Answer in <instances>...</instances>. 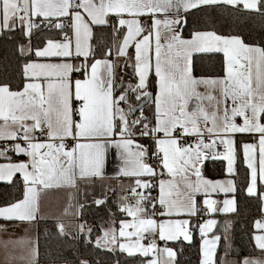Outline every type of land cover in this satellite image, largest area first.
I'll return each mask as SVG.
<instances>
[{"label": "snow or ice", "instance_id": "snow-or-ice-1", "mask_svg": "<svg viewBox=\"0 0 264 264\" xmlns=\"http://www.w3.org/2000/svg\"><path fill=\"white\" fill-rule=\"evenodd\" d=\"M240 12L264 21V0H0L16 60L0 75V182L21 192L0 220L27 232L66 190L51 217L60 264H93L79 245L177 264L170 243L198 247V264H264L229 259L232 221L220 233L214 218L238 214V192L257 201L249 244L264 256V36L223 31ZM204 62L214 71L197 74ZM9 245V264H39L38 238Z\"/></svg>", "mask_w": 264, "mask_h": 264}, {"label": "trees", "instance_id": "trees-1", "mask_svg": "<svg viewBox=\"0 0 264 264\" xmlns=\"http://www.w3.org/2000/svg\"><path fill=\"white\" fill-rule=\"evenodd\" d=\"M215 15V14H214ZM220 19V17H217ZM227 22L223 24L222 30L234 31L241 33L248 42H254L264 36V21L259 17H255L252 14L246 12L236 13L235 15H226ZM5 65H8V72L12 73L16 67V60L13 54V46L10 42L0 39V75L3 74ZM214 71L213 66L204 62L196 68V73L210 74ZM243 173V168H241ZM210 177L223 176L222 165L219 162H207V173ZM240 186L243 187L241 182ZM21 196V192L0 182V206H4L8 203L14 202ZM238 201V214H230L228 216L221 215L218 218L217 232L222 233L224 228V221L231 220L232 226L230 234L234 248L239 252V256L236 253L231 255L232 259H239L243 256H254L261 254L258 250H252L253 245L249 244V237L251 235L252 224L255 218H259V209L257 201L251 198H246L243 192L237 193ZM88 219L92 220V215L88 216ZM53 233V221L52 219H46L37 224V238L39 243V264H60L61 249L66 247L64 241L57 240ZM198 239V237H197ZM177 252V264H198L199 255L198 247H190L186 243L183 245V251L180 246L171 244ZM78 251L81 258H87L96 264H115V257L106 254L99 250H93L85 248L83 245H79ZM64 255L69 260H74L75 257L70 252H64Z\"/></svg>", "mask_w": 264, "mask_h": 264}, {"label": "crops", "instance_id": "crops-1", "mask_svg": "<svg viewBox=\"0 0 264 264\" xmlns=\"http://www.w3.org/2000/svg\"><path fill=\"white\" fill-rule=\"evenodd\" d=\"M114 169L115 165L112 164L106 169L107 175L109 177L114 176ZM213 179H222L223 176L220 177H210ZM108 183H115L114 179H110L107 181ZM68 201V192L66 190H52L50 191L42 200V209L43 214L48 218L51 219V217L59 216L62 212L64 207L66 206ZM5 206V205H4ZM224 214H219L215 216L214 218L218 220V218ZM230 214L224 215L228 216ZM70 219V218H65ZM8 224V232H0V264H9V258L12 256H19V251L17 249H14L11 245H9L8 248L4 247V241L7 239H16L21 237H29L33 241L37 240V224H33L27 232H25V227H28L27 225L22 226H14L10 222H5L3 220H0V225ZM163 242H160V247H163ZM169 246H171L169 244ZM172 247V246H171ZM174 248V247H173ZM176 251V249L174 248ZM252 257L264 260V256L261 254L254 255ZM15 264H21L19 260L15 262Z\"/></svg>", "mask_w": 264, "mask_h": 264}, {"label": "rangeland", "instance_id": "rangeland-1", "mask_svg": "<svg viewBox=\"0 0 264 264\" xmlns=\"http://www.w3.org/2000/svg\"><path fill=\"white\" fill-rule=\"evenodd\" d=\"M229 259H232V257L230 256ZM234 260V259H233Z\"/></svg>", "mask_w": 264, "mask_h": 264}]
</instances>
